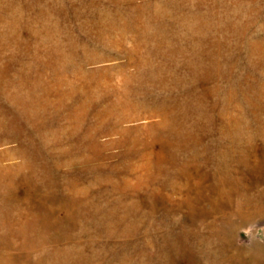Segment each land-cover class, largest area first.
<instances>
[{
  "label": "rangeland",
  "instance_id": "obj_1",
  "mask_svg": "<svg viewBox=\"0 0 264 264\" xmlns=\"http://www.w3.org/2000/svg\"><path fill=\"white\" fill-rule=\"evenodd\" d=\"M0 264H264V0H0Z\"/></svg>",
  "mask_w": 264,
  "mask_h": 264
}]
</instances>
